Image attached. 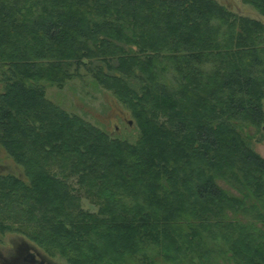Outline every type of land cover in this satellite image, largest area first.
Returning <instances> with one entry per match:
<instances>
[{
    "label": "trees",
    "instance_id": "16d2710c",
    "mask_svg": "<svg viewBox=\"0 0 264 264\" xmlns=\"http://www.w3.org/2000/svg\"><path fill=\"white\" fill-rule=\"evenodd\" d=\"M82 70L134 142L47 98L40 81ZM0 85V146L22 170L0 174V232L68 264H150V245L264 264V158L242 136L264 135L261 20L216 0H0Z\"/></svg>",
    "mask_w": 264,
    "mask_h": 264
},
{
    "label": "rangeland",
    "instance_id": "374dc122",
    "mask_svg": "<svg viewBox=\"0 0 264 264\" xmlns=\"http://www.w3.org/2000/svg\"><path fill=\"white\" fill-rule=\"evenodd\" d=\"M222 5H225L234 13L256 18L264 23V17L260 16L251 5L244 3L242 0H216ZM81 77H75L66 81L62 87H57L52 84H48L47 81H40V85L45 89V95L48 99L60 105L64 110L71 114H76L84 118L86 121L94 124L100 128L121 135L127 140L134 142L138 136V130L135 127L133 120L130 119V115L127 109L119 103L110 92L99 87L94 83L93 78L84 70L81 72ZM1 90V85H0ZM264 109V100H263ZM131 121V124H129ZM118 125V126H117ZM263 130L256 129L248 126L242 130V136L247 138L253 145V149L264 158V135H261ZM259 139V141L257 140ZM0 174L8 172L14 174H21L22 170L16 166L4 149L0 146ZM223 187L228 188L224 183L219 182ZM87 200V199H86ZM85 198L83 199V206L92 210L95 209V205H90ZM21 236L17 231H5L0 232V240L7 241L9 238H17ZM26 240L27 237H24ZM29 241V240H28ZM31 242V241H29ZM32 243V242H31ZM149 260L150 264H172L164 260L163 257L158 256L157 250L154 246H149ZM156 252V253H155ZM173 255L169 253L168 256ZM58 264H68L61 256L55 255L53 258ZM131 264H142L141 259L138 260L134 257L131 259ZM130 264V262H128ZM126 264V263H124ZM146 264V263H144ZM178 264H187L183 261H179ZM199 264V263H197Z\"/></svg>",
    "mask_w": 264,
    "mask_h": 264
},
{
    "label": "flooded vegetation",
    "instance_id": "af4514ba",
    "mask_svg": "<svg viewBox=\"0 0 264 264\" xmlns=\"http://www.w3.org/2000/svg\"><path fill=\"white\" fill-rule=\"evenodd\" d=\"M53 258L24 237L0 240V264H58Z\"/></svg>",
    "mask_w": 264,
    "mask_h": 264
},
{
    "label": "water",
    "instance_id": "95a60500",
    "mask_svg": "<svg viewBox=\"0 0 264 264\" xmlns=\"http://www.w3.org/2000/svg\"><path fill=\"white\" fill-rule=\"evenodd\" d=\"M129 124H131V121H129Z\"/></svg>",
    "mask_w": 264,
    "mask_h": 264
}]
</instances>
